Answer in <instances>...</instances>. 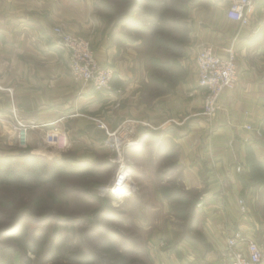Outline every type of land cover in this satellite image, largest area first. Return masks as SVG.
Segmentation results:
<instances>
[{
    "label": "crops",
    "instance_id": "obj_1",
    "mask_svg": "<svg viewBox=\"0 0 264 264\" xmlns=\"http://www.w3.org/2000/svg\"><path fill=\"white\" fill-rule=\"evenodd\" d=\"M101 5L106 7L101 0H0V114L12 120L14 106L16 117L33 125L25 136L30 143L50 133L66 137L65 148L77 141L101 146L105 131L93 117L110 128L134 119L138 138L165 137V153L173 157L171 174L187 189L205 190L195 217L205 239H182L165 248L156 243L155 264H231L225 239L235 230L264 248V188H245L239 177L249 171V159L264 162V0H256L251 23L243 28L226 17L223 0H199L181 60L183 76L173 92L150 104L139 102L137 93L142 64L134 46L139 41L121 32L125 20H105ZM56 25L89 39L99 63L114 69L112 85L126 82L119 107L111 104L117 97L112 92L72 79L66 56L55 45ZM236 34L237 80L219 95L217 115L208 124L201 115L196 53L203 44L227 47ZM133 68H140L136 80ZM8 120L0 122V137L10 141L17 133ZM245 124L262 126L263 138L243 144ZM148 128L157 132L145 134ZM239 163L245 165L243 172L235 170ZM239 198L246 213L239 211Z\"/></svg>",
    "mask_w": 264,
    "mask_h": 264
},
{
    "label": "rangeland",
    "instance_id": "obj_2",
    "mask_svg": "<svg viewBox=\"0 0 264 264\" xmlns=\"http://www.w3.org/2000/svg\"><path fill=\"white\" fill-rule=\"evenodd\" d=\"M197 2L199 0H168L164 13L167 21L165 31L179 37L178 21L184 19L190 33L191 13ZM101 3L106 4V7L101 5L100 15L111 23L119 17H136L134 21L127 19L121 32L132 38V41H139L134 49L136 60L142 64V71L137 77L135 73L140 68L132 70V77L138 78L139 102L150 104L156 98L173 92L177 84L163 91L158 84L151 83L149 77L151 69L148 58L155 53L156 47L147 42L143 31L145 25H148L147 19L156 15L160 1L101 0ZM189 46L190 40L186 44L185 52ZM184 57L185 55L180 58L179 64H182ZM125 84L126 82L124 85L114 86L111 83V92L117 96L111 104L116 108L123 103ZM93 119L97 127L99 122L105 124L109 130L117 126L110 128L98 117ZM155 132L157 131L148 128L145 134ZM164 139L165 137L158 136L141 137V141L134 148L122 150L123 162L129 171L132 184L129 192L126 190L123 193L125 195L120 196L103 191L112 184L119 169V164L115 162L116 149L108 140L106 132L101 146L77 141L73 147L68 148H65L66 137L46 135L44 140L34 143H30L27 137H14L10 141L9 138L0 137V159L7 154L19 156L26 150L49 163L54 158H66L71 163H91L82 172L70 173L31 191L0 187V230L24 215L28 227L42 231L48 240L52 237L53 229L57 228L66 236L70 250L83 249L93 255L92 264H155L153 259L155 261L157 258L154 250L156 243L165 248L182 239L195 237L202 241L204 234L196 230L198 223L195 222L202 203H198V200L195 202L194 221L189 225L191 203L182 202L188 196L176 195L180 194V190L187 191L194 199H199L204 196L203 191L185 188L182 181L171 174L173 161L170 159L173 157L172 154L165 153L167 149L164 147ZM89 152L92 153L89 159H79ZM19 160L23 161L20 157ZM12 260L14 264H79L68 259H49L42 253L23 254L18 248L12 252Z\"/></svg>",
    "mask_w": 264,
    "mask_h": 264
},
{
    "label": "built area",
    "instance_id": "obj_3",
    "mask_svg": "<svg viewBox=\"0 0 264 264\" xmlns=\"http://www.w3.org/2000/svg\"><path fill=\"white\" fill-rule=\"evenodd\" d=\"M223 1L226 4V17L237 22L239 28L246 27L251 23L256 0ZM262 22H264V15ZM53 36L55 45L66 56L69 74L74 81L88 85L96 91L104 93L113 91L111 81L114 69L109 65L99 63L88 38L70 32L64 25L54 26ZM236 37L237 34L227 47L219 48L212 44H203L196 53L195 62L201 96V115L208 124L212 123L217 115L219 95L224 89L234 87L237 80ZM10 112L13 119L7 120L12 129L16 131L17 137H25L26 131L33 125H27L19 120L16 117L14 106ZM7 120L0 114V122ZM136 126L137 121L132 119L119 123L113 130H109L102 122L98 123V127L105 130L108 140L115 147L117 153L115 162L119 164L112 184L103 190L104 193L123 196L125 195L123 194L124 191L129 192V186L132 183L121 154L123 149L135 147L138 144ZM243 131L241 137L243 144L249 143L253 139L263 138L262 126L252 127L245 124ZM47 137L54 136L48 133ZM244 169L245 165L241 163L235 167L237 172H243ZM117 189L120 191H116ZM237 205L241 213L247 212L243 198L238 199ZM225 241L231 254V264H264V248L256 240L246 237L240 230L233 231L226 237Z\"/></svg>",
    "mask_w": 264,
    "mask_h": 264
},
{
    "label": "trees",
    "instance_id": "obj_4",
    "mask_svg": "<svg viewBox=\"0 0 264 264\" xmlns=\"http://www.w3.org/2000/svg\"><path fill=\"white\" fill-rule=\"evenodd\" d=\"M159 1L160 5L159 9H156V15H153L152 19L150 17L147 19L148 25H145L143 32L146 34L147 42H151L156 47L155 53L148 58V66L151 69L149 77L152 80L150 82L158 84L163 91H166L169 86L177 84L183 76L179 60L186 53L189 29L184 19H181L178 21L179 37L176 38L173 33L165 31L167 21L164 13L168 0ZM127 19L134 21L136 17L130 15L119 18L118 21L127 22ZM19 157L23 161H20ZM2 158L0 159V187H12L22 191L43 187L70 173L82 172L87 165H91L83 161L71 163L66 158H54L49 163L32 151L26 150L19 156L7 154ZM247 164L249 171L239 176L243 187L262 186L264 188V162L251 158ZM201 191L204 194L205 190ZM179 193L176 196L184 197L185 194L188 196L182 200L183 204L191 203L189 225H192L195 217L193 211L195 202L198 200V203H203L204 196L194 199L187 191L180 190ZM26 221L24 215H20L12 224L0 230V264H14L12 252L15 248L20 249L23 254L30 252L39 255L42 253L49 259H68L79 264L93 263L94 258L90 252L83 249L70 250L66 236L62 235L57 228L53 229L52 237L48 240L42 231L29 228Z\"/></svg>",
    "mask_w": 264,
    "mask_h": 264
},
{
    "label": "bare ground",
    "instance_id": "obj_5",
    "mask_svg": "<svg viewBox=\"0 0 264 264\" xmlns=\"http://www.w3.org/2000/svg\"><path fill=\"white\" fill-rule=\"evenodd\" d=\"M114 142H115V140H114ZM116 191H120V189H117Z\"/></svg>",
    "mask_w": 264,
    "mask_h": 264
}]
</instances>
